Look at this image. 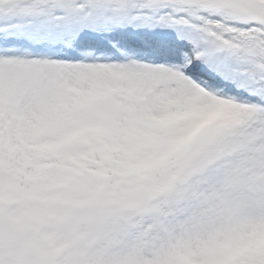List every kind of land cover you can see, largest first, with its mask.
Wrapping results in <instances>:
<instances>
[{"label":"snow or ice","instance_id":"snow-or-ice-1","mask_svg":"<svg viewBox=\"0 0 264 264\" xmlns=\"http://www.w3.org/2000/svg\"><path fill=\"white\" fill-rule=\"evenodd\" d=\"M0 264H264V0H0Z\"/></svg>","mask_w":264,"mask_h":264}]
</instances>
